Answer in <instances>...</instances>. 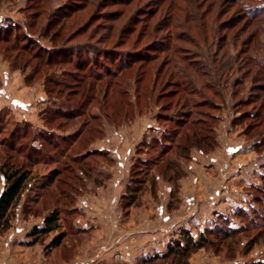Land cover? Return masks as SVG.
Here are the masks:
<instances>
[{
    "label": "rangeland",
    "instance_id": "rangeland-1",
    "mask_svg": "<svg viewBox=\"0 0 264 264\" xmlns=\"http://www.w3.org/2000/svg\"><path fill=\"white\" fill-rule=\"evenodd\" d=\"M240 8L232 0H0V26L12 28L7 41H0V166L6 162L30 172L9 209V226L0 232V264H72L102 249L94 236L99 226L114 232L112 248H126L133 245L127 232L142 223L149 230L156 219L155 229L164 234L160 248L136 264H264V29ZM34 9L41 15L33 21ZM228 22L235 25L225 28ZM24 44L28 53L21 50ZM58 47L70 49L73 62L80 52L78 70L65 61L47 66L32 56L45 58L47 49ZM151 53L155 58L147 64ZM118 66L121 71L109 77ZM98 73L105 75L100 82L85 81L100 86L95 98L76 86L74 79ZM187 73L201 88L191 96L181 91ZM28 74L33 76L27 80ZM210 85L218 97L204 89ZM176 86L180 93L173 97ZM67 99L83 106L81 114L46 122L53 103L63 106ZM188 110L192 114L185 118ZM85 121L73 142L60 140ZM190 122L215 143L192 146L185 157L175 145L190 142ZM42 132L54 136L48 142ZM57 145L66 148V156ZM87 149L108 155L91 154L83 165L72 162ZM135 157L143 160L134 167L143 182L125 196ZM54 170L58 174L50 176ZM4 187L0 174V194ZM114 193L103 224L95 213L87 216L90 203ZM52 210L59 228L29 237ZM209 229L211 244L184 263L168 253L183 232L197 239ZM62 231L60 245L48 248Z\"/></svg>",
    "mask_w": 264,
    "mask_h": 264
},
{
    "label": "trees",
    "instance_id": "trees-1",
    "mask_svg": "<svg viewBox=\"0 0 264 264\" xmlns=\"http://www.w3.org/2000/svg\"><path fill=\"white\" fill-rule=\"evenodd\" d=\"M234 3L239 4V8L240 6H242L240 8L241 13L243 15V17H245L246 19H248L249 21L253 22V23H257L261 29H264V5H260V6H251L250 4H247L249 1V3H252V1L254 2L255 0H232ZM257 5V4H256ZM35 12H33L31 14V18L34 21L35 19H38L39 16L41 15L40 11L37 10H33ZM232 21H236L235 18ZM32 25V24H30ZM228 25L230 26H224L225 28H232L233 25H235V23L233 22H228ZM3 26H0V41H7L8 39V35L6 36L5 34H8L7 31H9L10 26L7 24V26L5 28H2ZM4 35V36H2ZM236 38V37H235ZM17 39V38H16ZM249 43L248 41L243 42V46L246 47L248 46ZM22 51H27L28 53V46L26 44H24L21 47ZM69 50L70 49H66V48H62V47H58L55 49H47L48 52H46V57H43V54L41 53H34L32 54L33 57L37 58L40 60V63L49 66L50 64H55L61 61H65L69 64L72 63V65H74L75 70H78V68L80 67V52L77 50V52L74 53L75 55V59L74 62L72 60V56L69 54ZM151 51H156V50H151ZM243 51V52H242ZM238 57H240V55L242 53H245L246 50H242ZM18 58V55L14 56V61H16ZM147 58V57H146ZM154 54H148V60L146 61V63H151L154 60ZM247 62H249V59H246ZM26 62H24V65H28V61L25 60ZM130 61V60H129ZM257 65V63H255ZM261 65V64H260ZM24 66V67H25ZM262 69H264V64L261 65ZM163 68V67H162ZM161 69H158L157 71L160 72ZM34 69H37V67H35ZM122 67L118 66V68L107 74L109 77H111V75L113 76V78L115 77L116 73H118V71H121ZM192 70V69H191ZM186 71V70H185ZM196 72L197 75L198 74V69L194 68V70ZM35 71H32V73ZM185 73V72H184ZM89 76H87V74H84L83 76H80L79 80L74 79L76 86L82 87V89L84 90V92L90 93L92 92V97L95 98V95L97 94L96 91L99 89V87H95L93 86V81H88L85 82L87 80V78L96 80V81H101L102 76H105L101 73H98L96 75H91L89 74ZM33 74H28L26 75L27 80L30 79V77H32ZM183 79H185V83L187 84L186 88H182L181 91L182 92H188V95H194L196 93L199 92V89H201L190 77L189 74H184L183 75ZM49 80H51L50 78H47L44 80V83L49 82ZM54 85L55 86H61V82L58 80H53ZM111 82H106L105 84V88H107V86L110 85ZM207 83H210L209 81H207ZM67 85V84H66ZM209 86H205L204 89H210L211 94L213 97H218L217 91L215 89H213L212 85ZM217 87H219V84H216ZM187 87H189L190 89H188ZM48 90V87H45ZM180 88L179 86H176V88H174V90H172L170 92V95L175 97L178 95ZM52 92V90H49ZM60 91V90H59ZM72 91V92H71ZM70 92L72 94H76L77 92H75V90H71ZM88 94V95H90ZM92 98V99H94ZM220 98V97H219ZM91 99V100H92ZM181 99V97H178L177 101H175L176 103H179V100ZM205 101V100H204ZM208 100L205 101V103H207ZM211 106H214L213 108H217L218 109V105L217 103H215L214 105H212V103H210ZM193 107H197V104L194 103L192 104ZM53 113L50 114V118L47 117L46 122H50V120L54 117V118H66V119H73L75 117H78L81 114L82 108L83 106H76L75 103H71L69 102V100L67 99L66 103L60 104V103H53ZM50 108L48 107L47 110H45L44 112L47 111V113L49 112ZM79 113V114H78ZM183 116L189 117L192 112L191 110L188 111H183L182 112ZM97 116L92 115V120L96 119ZM201 126L203 127V123H200ZM85 125H87V121H85L84 123H82V126H80L79 129H77L76 131H74L72 134H67V135H62L60 136V140L62 141H71L73 142L77 137H79V135L82 133V128L85 127ZM190 125H192V127L190 128L191 130V138H190V142L184 146H178V144L175 145L176 149L182 150L185 152V157L188 156L189 150L191 149L192 146L199 148L200 149V145H205L207 148L214 146L215 140L213 139V137H211L209 133L207 134H201L202 133V128H195L194 125H196V123L194 122H190ZM100 131V130H99ZM100 133V132H98ZM54 133L52 132H42L39 133L38 135L41 136V138H44L45 140H48V142L51 140L50 138H52L54 135ZM157 139V138H156ZM156 141V140H153ZM71 144V143H70ZM142 145V144H141ZM140 145V149H143L142 146ZM148 146V145H147ZM58 150H59V154L61 156H63L64 154L67 153L66 148L61 147L59 145H57ZM60 147V148H59ZM163 151V150H162ZM187 153V154H186ZM91 154H101V155H108L106 151H102V150H98V149H87L84 153L72 156V162L75 164H80L83 165V161L88 158L89 155ZM66 156V155H64ZM158 157V156H157ZM136 161V164L133 165V167L131 168V174H130V179L126 185V191H125V196H128L129 194L132 195L131 193H135L140 189V185H141V178H138L139 175L138 170L134 171V167L135 165H137V162L139 160H142L141 158H137L135 157L134 159ZM143 161V160H142ZM152 161V160H151ZM156 161V160H155ZM145 162V160H144ZM171 166L175 165V162H171L170 163ZM65 167H69V166H65ZM178 171V170H177ZM0 174L3 177L4 181H5V187L3 189V191L0 194V232L3 231L4 229H6L9 226V219H8V212L9 209L14 205V203L18 200L24 186L27 184V181L29 179V170H20L19 168H15L12 165H9L8 163H3L0 166ZM57 171H52L50 172V176L53 175H57ZM135 175V177H134ZM153 179V178H152ZM264 179V178H262ZM50 180V179H49ZM50 183V182H49ZM140 183V184H138ZM135 197V196H133ZM59 228V217H58V212L57 210H52L49 214H47L43 220H42V224L39 225H35L32 227V229L28 232V236L29 237H33L34 239L40 235H44L47 233H50L52 231H55ZM211 229V228H210ZM209 229V230H210ZM238 230V229H237ZM212 234L213 231H203L199 234L198 238L195 239L190 232L185 231L183 232V235L178 239L175 240L173 242V245H171L169 247L168 253L172 254L174 257H178L177 259L181 260L183 259V263L186 259H188V257L196 252L197 250L201 249V248H205L208 247V245L211 244V241L208 239V234ZM212 232V233H211ZM232 233V232H231ZM64 237V232H59L57 235H55L52 240L50 241V243L48 244V248H55L57 246L60 245L62 238ZM256 241V238L253 237L251 238L250 242L254 243ZM249 243V242H248ZM162 256V255H161ZM163 257H166V254H164Z\"/></svg>",
    "mask_w": 264,
    "mask_h": 264
},
{
    "label": "crops",
    "instance_id": "crops-1",
    "mask_svg": "<svg viewBox=\"0 0 264 264\" xmlns=\"http://www.w3.org/2000/svg\"><path fill=\"white\" fill-rule=\"evenodd\" d=\"M124 186H125V183L123 187ZM118 189H121V188H118ZM101 201L102 202H100L99 200L98 201L99 203L97 202L98 205L96 203L95 205L90 203L93 208H91V211L89 210L90 211L89 213H91V215H87V216L91 217L95 213V217L101 218V222H102L101 224H103V221H105L104 214L106 213V211L108 212L110 211V208H109L110 204L108 205L107 203L113 204L116 201L115 193L112 196L108 195ZM105 205L107 207H105ZM105 208H109V209L105 210ZM98 209H100V214H97L95 212V210L99 211ZM158 210L159 212H163L162 211L163 209L161 207ZM93 218L94 216L92 217V219ZM144 218L149 219L148 217H144ZM164 218L168 219L169 217H167L166 215L164 216ZM151 225H154L153 228L151 227L149 230H146V224L142 223L141 225L142 228H137L133 230L132 231L133 233L127 232L129 233V235H132V236H128V238H131L130 243L133 245L130 246L128 244V246H130L128 247L126 244V248H125V245L123 246V244H121L119 247L113 246L112 248V245L110 244H111V240L114 237V232L111 230H107L108 228L107 226H105V224H104L105 227L101 225L99 226V228L95 229L94 236L96 237V239H100L98 243H102L101 245L102 249L101 250L94 249L93 251H89L83 257L80 256L78 259H75L72 264H111L112 261H116V260L120 261L119 262L120 264L122 263L123 260L127 261L128 264H136L141 258L145 259L146 255H149L153 253L155 250L160 248L161 243L159 239L164 234L161 233L162 229L161 230L155 229V227L159 226L158 219H156L155 222ZM107 241L108 243L106 244Z\"/></svg>",
    "mask_w": 264,
    "mask_h": 264
}]
</instances>
